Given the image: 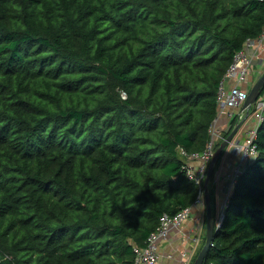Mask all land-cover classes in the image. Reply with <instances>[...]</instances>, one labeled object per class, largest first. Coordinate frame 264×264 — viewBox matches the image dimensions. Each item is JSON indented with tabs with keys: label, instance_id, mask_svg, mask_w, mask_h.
I'll list each match as a JSON object with an SVG mask.
<instances>
[{
	"label": "trees",
	"instance_id": "trees-1",
	"mask_svg": "<svg viewBox=\"0 0 264 264\" xmlns=\"http://www.w3.org/2000/svg\"><path fill=\"white\" fill-rule=\"evenodd\" d=\"M263 29L264 0H0V264H135ZM256 143L204 264H264V120Z\"/></svg>",
	"mask_w": 264,
	"mask_h": 264
},
{
	"label": "built area",
	"instance_id": "built-area-1",
	"mask_svg": "<svg viewBox=\"0 0 264 264\" xmlns=\"http://www.w3.org/2000/svg\"><path fill=\"white\" fill-rule=\"evenodd\" d=\"M263 52L264 29L259 37L248 40L243 49L236 53L233 63L219 84L217 93V116L209 128V139L204 151L192 154H188L184 150L181 151V155L186 160L183 166L186 176L198 186L199 195L197 200L192 207L180 210L173 217L166 214L160 217V224L156 231L150 234L146 241V245L143 247H133L135 264H157L160 258L159 246L162 241L166 240L173 228L181 226L189 218H194L196 224H200L201 219L198 216H193V209L195 206H204V182L208 168L217 146L225 139L223 134L224 130L222 131L218 126V120L221 116L225 115L230 122L236 119L239 124L243 120L245 114H247L243 106L249 95V77L253 71L254 60H258L260 65L264 67V57L261 55ZM263 73L264 68L260 73V77ZM228 79L234 80V83L230 85V87L226 86V80ZM123 97H125V94H123ZM251 107L249 112L251 111L255 120L254 126L247 131L246 137L242 141H234L233 139L230 143L234 155L238 157L239 164L225 174V183L222 188L225 201L217 220L218 224H221L224 219L223 210L226 207L228 198L236 185L238 177L245 166L252 162L258 154L256 138L258 126L264 120V91L259 94ZM194 161L198 162V164H191V162ZM192 241L194 242L193 244H195V248L183 254L186 258L183 264H190V259L200 243L199 235L197 234Z\"/></svg>",
	"mask_w": 264,
	"mask_h": 264
},
{
	"label": "crops",
	"instance_id": "crops-1",
	"mask_svg": "<svg viewBox=\"0 0 264 264\" xmlns=\"http://www.w3.org/2000/svg\"><path fill=\"white\" fill-rule=\"evenodd\" d=\"M264 57V52L261 54ZM263 66L260 65L258 60L253 62V71L249 77V83L251 87L256 83L260 77V73L263 71ZM234 83V80H226V86L230 87ZM249 87V85H248ZM250 89V87H249ZM255 124V120L251 113L245 114L243 120L241 121V127L237 131L234 141H242L246 137L247 131L252 128ZM218 126L224 130L223 134H226L232 127L231 122L224 115L218 120ZM236 127V126H235ZM220 167L217 174L214 173L213 182L208 184V191L211 194V206H214L215 218L218 219L221 213L222 205L225 201V196L222 188L225 183V174L237 167L238 157L234 155L231 146H229L219 158ZM193 165H197L198 162H191ZM218 164V163H217ZM214 199V201H212ZM213 202V204H212ZM206 211L204 206H195L193 209V216L200 217V224L197 225L194 218H189L185 223L177 228H173L166 240L162 241L159 246L160 258L157 264H183L186 260L184 253L190 252L195 248V244L192 241L193 238L199 233L203 232V215ZM191 260V259H190Z\"/></svg>",
	"mask_w": 264,
	"mask_h": 264
},
{
	"label": "water",
	"instance_id": "water-1",
	"mask_svg": "<svg viewBox=\"0 0 264 264\" xmlns=\"http://www.w3.org/2000/svg\"><path fill=\"white\" fill-rule=\"evenodd\" d=\"M264 88V73L262 76L256 81V83L250 88L249 95L247 100L244 103L243 108L247 111V115L249 114V110L251 106L255 103L259 94ZM241 127V122L231 131V133L220 143V145L215 150L213 157L211 159L207 176L204 182V197L206 202V239L205 243L194 260L193 264H204L207 253L212 245V241L214 239L216 227L219 228L220 224L216 226L215 218L212 213L211 199L208 191V184L213 174V169L216 164L217 159L222 155L224 150L230 146V143L234 139L237 131Z\"/></svg>",
	"mask_w": 264,
	"mask_h": 264
},
{
	"label": "rangeland",
	"instance_id": "rangeland-1",
	"mask_svg": "<svg viewBox=\"0 0 264 264\" xmlns=\"http://www.w3.org/2000/svg\"><path fill=\"white\" fill-rule=\"evenodd\" d=\"M251 84H252V83L249 84V87H250V88H251ZM226 149H227V148H226ZM226 149H225V150H226ZM220 166H221V165H220V161H218V164H217L216 167H215V175L217 174L218 169H219ZM212 182H213V181H212ZM211 184H212V183H210V185H211Z\"/></svg>",
	"mask_w": 264,
	"mask_h": 264
}]
</instances>
